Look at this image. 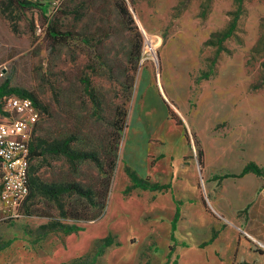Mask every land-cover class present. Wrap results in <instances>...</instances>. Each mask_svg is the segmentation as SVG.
<instances>
[{"label": "rangeland", "instance_id": "1", "mask_svg": "<svg viewBox=\"0 0 264 264\" xmlns=\"http://www.w3.org/2000/svg\"><path fill=\"white\" fill-rule=\"evenodd\" d=\"M24 1L31 0H0V85L8 80L7 89L46 105L50 122L39 125L99 161L38 157L36 175L100 190L112 153L116 166L100 221L90 224L94 208L84 197L65 195L57 204L38 196L27 201L28 216L0 223V264H118L120 255L149 264L152 247L129 233L128 215L111 205L123 189L125 201L141 200L132 208L142 216V190L125 191L120 178L113 186L143 79L202 163L206 153L213 180L236 176L249 161L264 168V0H58L54 11L50 0ZM51 26L64 42L51 38ZM117 113L125 115L120 131L112 126ZM58 224L82 230L67 234ZM131 226L143 233V225ZM108 236L112 244L102 247Z\"/></svg>", "mask_w": 264, "mask_h": 264}, {"label": "crops", "instance_id": "2", "mask_svg": "<svg viewBox=\"0 0 264 264\" xmlns=\"http://www.w3.org/2000/svg\"><path fill=\"white\" fill-rule=\"evenodd\" d=\"M141 82L143 98L130 116L113 190L119 178L125 188L132 185L125 166L150 183L165 187L132 188L142 190V216L132 208L141 200L129 195L125 201L123 189L118 197H111V205L128 215L125 223L129 233L142 235L143 245L152 247L146 262L264 264V178L247 173L240 177L222 175L213 180L206 153L201 166L183 127L168 117L160 97L146 79ZM200 180L205 194H201ZM177 208L179 216L172 240ZM131 225H143V233L141 227L130 230ZM119 250L125 253L126 249ZM134 257L124 259L120 255L117 262L137 264L138 256Z\"/></svg>", "mask_w": 264, "mask_h": 264}, {"label": "trees", "instance_id": "3", "mask_svg": "<svg viewBox=\"0 0 264 264\" xmlns=\"http://www.w3.org/2000/svg\"><path fill=\"white\" fill-rule=\"evenodd\" d=\"M24 4L29 5V6H35L37 5V0L35 1H24ZM122 12H125V9L120 5L119 6ZM50 28V33L49 35L51 38L55 39L56 42H64L65 41V36L60 33L55 27H49ZM8 86V80H6L3 84L0 85V113L2 112V98L5 96V94H16L19 96H28L31 97L36 105L39 108L40 112V117L39 121L35 126L33 137H32V143L30 146V152H29V169H28V196L21 208V211L24 215L28 216L25 214V210L28 211L29 205L27 204V201L29 200H34L38 196L39 197H44V198H49L53 200L55 203L59 204L61 201V198L65 195L68 196H80L84 197L86 200L89 202V206H92L94 208V211L90 213V215H86V217L90 222V224L96 223L100 221L102 217L99 215V208L103 204V199L105 197V194L107 192V188L109 185V178L112 176L114 167L116 166V153L111 154V147L109 148V151L107 154H111L110 156L106 157V163L105 165H108V168L104 170L105 178L103 179L100 183L101 189L96 190L94 187L93 189L89 186L87 187H82L78 183H46L43 182L42 179L36 175L37 168L38 166H34L31 161L32 159L42 157V159L48 157V156H62L64 157L68 162L73 163L75 161L79 160H89L94 162L95 164H99L98 159L95 157V155L90 154V153H83V152H77L75 149L72 147L71 139L67 137H60V138H55L51 136L52 129L51 127L43 129L42 126L39 125L40 119H44V122L47 120L50 122V110L46 105H42L39 103L36 99H34L30 94H26L23 91H20L15 88H10L7 89ZM118 118H115V120L112 123V126L116 128L117 131H120L123 129L125 123V115L123 113H117L116 115ZM43 129V131H42ZM41 130L40 135H36L37 131ZM117 136V132L114 134ZM116 140V139H115ZM198 160L200 165L202 166V159H201V154L198 156ZM125 173L129 177L131 181V186L127 187L125 191L129 190L130 188L133 187H138L141 189H152V190H161L162 188L165 187V185H159L157 183H150L148 179H143L141 178L136 171L131 169L128 166H125ZM247 173L254 174L257 177L264 178V168L258 166L255 162L249 161L247 162L241 169L238 175L236 176H243ZM234 176V175H233ZM61 209L63 207H60ZM73 212L74 210H70ZM74 212L72 213L73 216ZM179 216V210L177 208L175 217L172 223V233H171V238L173 239V232L176 228V221ZM78 218V217H74ZM58 229L62 230L63 232L69 234L73 233L79 230H82V227H78L75 225H62L58 224ZM102 242V247H107L112 244L111 237H105L100 240ZM100 252V251H99ZM166 264V263H165Z\"/></svg>", "mask_w": 264, "mask_h": 264}, {"label": "built area", "instance_id": "4", "mask_svg": "<svg viewBox=\"0 0 264 264\" xmlns=\"http://www.w3.org/2000/svg\"><path fill=\"white\" fill-rule=\"evenodd\" d=\"M35 1V0H32ZM58 0L48 3L56 10ZM0 120V223L22 216L28 196L29 152L39 108L31 97L8 94L2 98Z\"/></svg>", "mask_w": 264, "mask_h": 264}]
</instances>
